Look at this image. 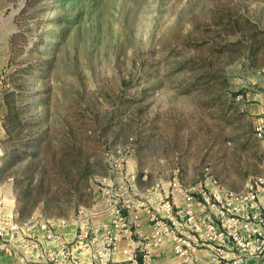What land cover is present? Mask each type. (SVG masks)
Wrapping results in <instances>:
<instances>
[{"label":"rangeland","instance_id":"1","mask_svg":"<svg viewBox=\"0 0 264 264\" xmlns=\"http://www.w3.org/2000/svg\"><path fill=\"white\" fill-rule=\"evenodd\" d=\"M262 105L264 0H0V171L21 222H76L110 186L246 190Z\"/></svg>","mask_w":264,"mask_h":264},{"label":"built area","instance_id":"2","mask_svg":"<svg viewBox=\"0 0 264 264\" xmlns=\"http://www.w3.org/2000/svg\"><path fill=\"white\" fill-rule=\"evenodd\" d=\"M256 135L264 139V117L258 123ZM173 189L159 201L157 208L149 209L153 224L151 233H144L137 212L144 208L142 202L135 203L136 193L126 185L110 186L103 190L111 215L108 227L95 225L82 210L76 221L79 228L74 239L67 241L57 224L44 220L40 224L42 241L34 240L32 247L40 250L45 264H155V250L167 241L173 244L178 261L171 264H205L197 256L204 250L212 264H246L250 259L264 256V208L261 198L264 193V178L248 184L246 190L233 192L217 181L211 187H183L175 177ZM81 221V223H80ZM21 226L12 217L0 225V241L8 233H19ZM126 239L129 246L123 250L122 260L116 254L121 242ZM56 244L57 247H53ZM2 249L14 254L10 243L3 242ZM88 253L90 260L82 254ZM25 262L26 258L21 257Z\"/></svg>","mask_w":264,"mask_h":264},{"label":"crops","instance_id":"3","mask_svg":"<svg viewBox=\"0 0 264 264\" xmlns=\"http://www.w3.org/2000/svg\"><path fill=\"white\" fill-rule=\"evenodd\" d=\"M254 112L257 115L261 114V118L259 119L258 123L264 117V106H260L259 113L254 109ZM3 133L2 131L0 134ZM264 146V141H262ZM2 174L0 171V225L7 219H12L21 226V230L19 233H8L5 239L1 242L0 241V264H45V259L42 258L43 255L40 250L34 249L32 247V243L34 240L42 241L44 246L48 247L51 244L44 242L42 239V232L40 230V224L44 221V219H32L27 222H21L19 217L16 215L17 213V196H16V189L13 180L10 177H7L6 180H2ZM212 186V185H211ZM130 189V187H129ZM130 191L136 193L132 189ZM170 192L177 195V200L180 204L184 201L181 195H178V191L172 189ZM137 194V193H136ZM167 193H165L166 195ZM138 195V194H137ZM165 195L156 194L153 196L149 195L146 196V199H140L138 196L135 198V203L138 204L139 202L144 203L145 207L140 209L137 212H131V215H139L140 222L142 224V230L144 233L148 234L153 231V224L150 221V214L149 209L157 208L159 206V201ZM101 206L98 204L95 205L94 208L85 209L87 210L89 220H92L95 225L105 226L108 227L111 223V215L105 213L104 211L108 208V203L106 199H103ZM262 205L264 208V193L261 198ZM99 208H102L99 210ZM95 210V211H94ZM47 221V220H46ZM63 221H59L58 225ZM66 223V222H65ZM81 223V221H80ZM79 228L77 222L73 223H66L65 226L61 228V232L64 238L71 242L75 234ZM8 242L10 243L11 247L14 250V254H8L5 250L2 249V243ZM129 246V241L124 239L120 244V249L116 254L117 260H122L123 258V250ZM53 247H57L56 244ZM198 258L205 264H212L213 261L208 253L204 250L197 251ZM24 256L26 258L25 262L21 260V257ZM82 256L88 261L90 260V255L85 253ZM178 259L173 252V244L170 241H167L162 247L155 250V264H171L177 262ZM246 264H264V256L261 258H254L250 259Z\"/></svg>","mask_w":264,"mask_h":264}]
</instances>
